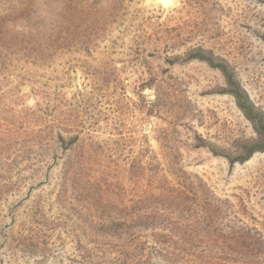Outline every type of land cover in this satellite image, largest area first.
I'll list each match as a JSON object with an SVG mask.
<instances>
[{
	"label": "rangeland",
	"instance_id": "1",
	"mask_svg": "<svg viewBox=\"0 0 264 264\" xmlns=\"http://www.w3.org/2000/svg\"><path fill=\"white\" fill-rule=\"evenodd\" d=\"M200 50L264 111V0H0V264H104L152 166L264 231V153L211 152L256 134Z\"/></svg>",
	"mask_w": 264,
	"mask_h": 264
},
{
	"label": "trees",
	"instance_id": "2",
	"mask_svg": "<svg viewBox=\"0 0 264 264\" xmlns=\"http://www.w3.org/2000/svg\"><path fill=\"white\" fill-rule=\"evenodd\" d=\"M194 60L222 73L226 93L235 99L256 134L239 143L235 156L211 152L226 158L231 166L264 153V111L241 87L234 71L202 50L189 55L186 62ZM77 140L72 138L69 146ZM151 168L156 187L130 206L120 201L118 217L106 224L110 229L104 235L122 243L104 264H152V260L158 264H264V231L250 227L234 211H221L218 199L199 177L183 169Z\"/></svg>",
	"mask_w": 264,
	"mask_h": 264
}]
</instances>
